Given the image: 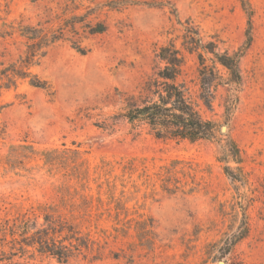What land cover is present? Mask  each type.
<instances>
[{"label": "rangeland", "instance_id": "374dc122", "mask_svg": "<svg viewBox=\"0 0 264 264\" xmlns=\"http://www.w3.org/2000/svg\"><path fill=\"white\" fill-rule=\"evenodd\" d=\"M108 1L0 0V69L24 53L22 26L63 34L31 67L47 88L18 79L0 90V215L55 205L92 241L85 256L66 263L36 254L0 264H264V0H248V45L240 0ZM178 20L220 51L242 50L230 113L226 85L214 90L212 110L200 105L218 125L211 140L157 138L123 117L127 97L139 100L144 80L163 65L158 48L182 49ZM97 23L105 30L90 34ZM182 51L194 95L198 62ZM228 140L239 163L228 157ZM51 149L66 150L52 168L41 159ZM222 158L237 179L224 173ZM243 224L245 235L229 244Z\"/></svg>", "mask_w": 264, "mask_h": 264}, {"label": "trees", "instance_id": "16d2710c", "mask_svg": "<svg viewBox=\"0 0 264 264\" xmlns=\"http://www.w3.org/2000/svg\"><path fill=\"white\" fill-rule=\"evenodd\" d=\"M164 1L167 2L149 0L147 3L163 5ZM240 1L248 17L245 42V45H248L251 40L252 8L248 0ZM133 3L134 0H110L107 5L119 7ZM178 23L183 29L182 49L172 42L158 48L156 56L163 65L152 77L144 80L139 100L134 96L127 97L123 117L131 128L145 127L157 138L189 142L211 140L215 138L218 125L202 116L200 105L212 110L214 90L219 85H226L228 93L224 99V108L227 114L230 113L238 101L236 87L242 81L239 68L242 50L233 53L220 51L214 40L204 41L199 29L189 20H185L184 23L178 20ZM104 30L105 26L97 23L89 26L88 32L94 34ZM19 31L27 38L26 48L16 61L0 69V90L15 87L18 79L27 80L31 86L45 89L48 87L47 82L33 73L31 67L38 64L47 47L61 39L63 34L56 29L30 25L22 26ZM182 50L194 54L198 62L195 82L197 90L194 95L190 82L183 78L185 60ZM206 55H210L211 65L205 63ZM2 132L3 128L0 127V133ZM21 148L26 149L27 146ZM226 148L228 157L239 163V149L236 143L228 140ZM65 151L44 150L41 152V159L52 168L60 164L61 154ZM73 153L77 154L75 150ZM222 161L226 162L223 166L224 173L232 180L237 179V174L233 173L226 158H222ZM85 175L87 176V169L82 176L80 175V180ZM76 177H79V174ZM142 224L144 234L151 232L152 220H144L139 226ZM245 233L246 228L243 224L229 240V244L242 238ZM91 243V239L81 234L73 222L57 212L55 205L45 203L11 216L0 215V262L11 261L16 257L32 259L37 254L54 258L59 263H66L80 254L85 256L91 249Z\"/></svg>", "mask_w": 264, "mask_h": 264}, {"label": "water", "instance_id": "95a60500", "mask_svg": "<svg viewBox=\"0 0 264 264\" xmlns=\"http://www.w3.org/2000/svg\"><path fill=\"white\" fill-rule=\"evenodd\" d=\"M223 129H224V126L221 127V130H223ZM219 264H223V262L220 261Z\"/></svg>", "mask_w": 264, "mask_h": 264}]
</instances>
